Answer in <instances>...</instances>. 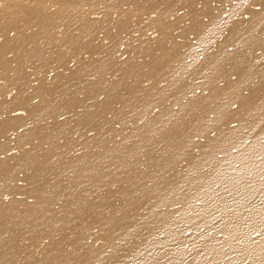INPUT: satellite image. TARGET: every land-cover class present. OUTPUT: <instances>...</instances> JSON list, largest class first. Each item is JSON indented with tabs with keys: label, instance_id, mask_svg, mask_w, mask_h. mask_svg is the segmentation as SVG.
I'll return each instance as SVG.
<instances>
[{
	"label": "bare ground",
	"instance_id": "bare-ground-1",
	"mask_svg": "<svg viewBox=\"0 0 264 264\" xmlns=\"http://www.w3.org/2000/svg\"><path fill=\"white\" fill-rule=\"evenodd\" d=\"M0 264H264V0H0Z\"/></svg>",
	"mask_w": 264,
	"mask_h": 264
}]
</instances>
